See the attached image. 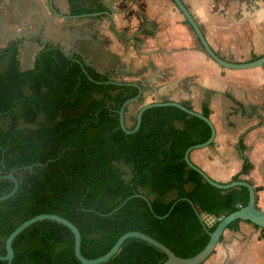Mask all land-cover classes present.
Wrapping results in <instances>:
<instances>
[{
    "label": "trees",
    "instance_id": "obj_1",
    "mask_svg": "<svg viewBox=\"0 0 264 264\" xmlns=\"http://www.w3.org/2000/svg\"><path fill=\"white\" fill-rule=\"evenodd\" d=\"M70 2L75 14L89 13L80 0ZM18 57V43L0 51V61L6 62L0 72V119L6 124L0 127V176L14 171L20 182L17 193L0 203V255L20 224L56 214L78 227L81 252L89 259L106 254L130 231L148 234L189 258L205 248L223 217L248 204L246 187L216 188L185 162L186 150L211 136L202 119L175 106L153 107L143 113L136 132L126 133L119 111L136 96V88L106 83V76L87 66L91 80L79 62L51 44L39 52L33 69L22 70ZM202 114L210 117L208 105ZM135 124L136 118L128 128ZM30 165L34 168H24ZM251 167L246 159L233 180ZM13 186L0 178V196ZM176 201L171 213L159 218ZM239 222L228 229H237ZM13 249L12 264H82L73 232L52 220L28 227ZM166 260L155 246L130 238L103 264Z\"/></svg>",
    "mask_w": 264,
    "mask_h": 264
},
{
    "label": "crops",
    "instance_id": "obj_2",
    "mask_svg": "<svg viewBox=\"0 0 264 264\" xmlns=\"http://www.w3.org/2000/svg\"><path fill=\"white\" fill-rule=\"evenodd\" d=\"M80 2L89 12L85 14L97 15L75 14L70 0H0V51L18 43L22 70L33 69L48 44L69 51L103 76L137 81L134 74L145 70L143 76L155 87L148 84L153 90L130 104V113L158 101L189 103L201 113L208 105L216 136L210 146L194 150L191 160L214 180L227 183L248 159L251 170L240 179L257 189V206L264 211V66L219 65L173 0ZM182 2L224 60L245 63L264 56V0ZM105 3L120 12L113 18L121 37L103 13ZM203 264H264V230L240 221L237 229L224 232Z\"/></svg>",
    "mask_w": 264,
    "mask_h": 264
},
{
    "label": "water",
    "instance_id": "obj_3",
    "mask_svg": "<svg viewBox=\"0 0 264 264\" xmlns=\"http://www.w3.org/2000/svg\"><path fill=\"white\" fill-rule=\"evenodd\" d=\"M173 2L176 4L178 9L183 13L186 20L188 21V23L191 25V27L195 31L203 49L219 65H221L224 68H230V69H246V68H253V67H257V66H264V56H262L261 58H258L256 60H253L251 62H245V63L229 62V61L221 58L208 44L199 24L197 23V21L195 20L193 15L190 13L188 8L185 6V4L182 2V0H173ZM105 6L107 7L108 10H106L103 13L108 16V19L111 23V30L114 32V34L117 37H121V34L117 31V29L115 27V22H114V18H113V15L120 13L119 10H115L112 7V4H109V3H105ZM95 15H97V14L96 13L82 14V16H84V17L95 16ZM141 32H142V28L141 29L139 28V33H141ZM134 37H135V35H133L132 38H134ZM61 50L70 59L79 62L81 64L84 72L88 74V72L86 70L88 63L86 61H83L79 58L73 57L72 53H70L67 50H63V49H61ZM144 73H145V70H142V71L136 72V74H134L136 78H139V80H137V81H126L123 78L117 79V76H116V78L114 77L115 80L110 79V80L106 81V83L115 84L118 86H131V87L136 88L138 91L136 96H134V97H132V98H130L124 102V104L122 105V107L119 111L120 126H121L122 130L125 131L126 133L136 132L140 128L143 113L147 109H150L153 107H160V106H175V107H178L181 110L185 111L186 113H188L191 116H195V117L202 119L204 122H206L210 126L211 136L206 142L190 146L184 154L185 162L187 163L189 168L197 171L203 177V179L206 182H208L209 184H211L212 186H214L216 188L230 189V188H234V187H246L249 191L248 204L246 206L240 207L235 212L223 217L220 220V222L218 223L216 229L212 232H209L210 239H209L208 244L205 246V248L202 251H200L198 254H196L195 256H192L189 258H183V257L176 255L168 246L159 242L158 240H156L155 238L151 237L148 234H145V233L140 232V231H130V232L123 234L117 240V242L114 244V246L106 254H104L100 257H97V258L89 259V258H86L81 252L82 236H81L80 230L78 229V227L75 224H73L68 219L61 217L59 215H56V214H39V215H36V216L26 220L22 224H20L7 237L6 242H5L6 254L0 255V260L6 261L7 264H12L13 259H14V255H15L14 249H13V242H14L15 238L19 234H21L24 230H26L28 227H30L31 225H33L39 221H44V220L56 221L60 224H63L64 226L68 227L73 232L74 237H75V255L82 264H103V263L109 261L120 251V249L123 246V244L125 243V241H127L130 238H137V239L143 240V241L155 246L159 250L163 251L167 255V260L164 261L162 264H203L213 254V252L215 251V249H216L218 243L220 242L222 236L224 235V232L228 229L229 225L231 223H233L234 221H237V220L249 221V222L253 223L254 225L258 226L259 228L264 229V211L261 210L257 206V201H256L257 189L253 186V184H251L248 180H244V179L232 180L231 182H227V183L218 182V181L214 180L213 178H211L205 171H203L199 166H197L191 160V153L194 150L210 146L215 139V136H216L215 126L213 125V122L211 121V119L209 117H206L201 112H197L194 109L187 107L186 105H184L181 102L169 101V100L168 101L150 102V103L143 104L139 108L137 115H136L135 128L132 130H130L128 128L126 121H125V111H126L127 107L132 103L140 101L144 97L146 92H151L153 90V88L148 86V84L151 85L152 87H155V85L152 83L151 79L145 78L143 76ZM88 76L90 77L91 80H94L89 74H88ZM152 78H155V76ZM24 168L25 169H33L34 166L30 165V166H26ZM0 178L10 179L14 182V186H13L12 190L10 192H8L7 194L0 196V203H1L2 201L9 199L10 197L14 196L17 193V191L19 189L20 182H19V179L14 175V171H11L9 174H7L5 176H0ZM185 199L188 200L191 203V205L194 207V209L197 211L195 204L190 199H187V198H185ZM176 203H177V201L172 204L171 208L169 209V211L165 215L160 216L159 218H162V219L166 218L171 213V211L173 210ZM149 204H150V202H149ZM150 207H151V204H150ZM204 226H205V224H204ZM205 228H206V226H205Z\"/></svg>",
    "mask_w": 264,
    "mask_h": 264
},
{
    "label": "rangeland",
    "instance_id": "obj_4",
    "mask_svg": "<svg viewBox=\"0 0 264 264\" xmlns=\"http://www.w3.org/2000/svg\"><path fill=\"white\" fill-rule=\"evenodd\" d=\"M6 66V62L5 61H0V72L4 69V67ZM136 115H137V111H134V113H130L128 112V126L131 127L134 125L135 123V118H136ZM5 123L0 119V127H5ZM27 124L26 123H21V126H26ZM30 126V125H29ZM31 127H33V125H31Z\"/></svg>",
    "mask_w": 264,
    "mask_h": 264
},
{
    "label": "flooded vegetation",
    "instance_id": "obj_5",
    "mask_svg": "<svg viewBox=\"0 0 264 264\" xmlns=\"http://www.w3.org/2000/svg\"><path fill=\"white\" fill-rule=\"evenodd\" d=\"M102 76H103V75H102ZM106 77H107V76H106ZM107 78H108V80H110V79H111V80H115L114 76H108ZM108 80H107V81H108ZM129 107H130V105L127 107V109H126V111H125V121H126L127 126H128V122H127V121H128V119H127V118H128V112H130ZM128 127H129V126H128ZM131 127H132V126H131Z\"/></svg>",
    "mask_w": 264,
    "mask_h": 264
}]
</instances>
